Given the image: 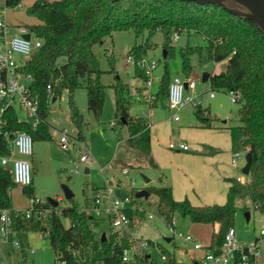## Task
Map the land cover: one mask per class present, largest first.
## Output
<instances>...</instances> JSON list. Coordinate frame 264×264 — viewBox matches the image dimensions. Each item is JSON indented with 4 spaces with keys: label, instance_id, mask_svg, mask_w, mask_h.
<instances>
[{
    "label": "trees",
    "instance_id": "16d2710c",
    "mask_svg": "<svg viewBox=\"0 0 264 264\" xmlns=\"http://www.w3.org/2000/svg\"><path fill=\"white\" fill-rule=\"evenodd\" d=\"M20 1L4 0V3L13 7ZM225 3L242 8L231 0H225ZM30 12L42 22L30 26L34 35L41 38L42 44L26 61L23 70L32 75L30 90L39 101L40 117L46 119L48 115L46 101L49 95L55 99L66 89L69 118L78 129L76 137L83 139L80 129L83 117L73 100V91L85 88L87 110L97 118L104 103L105 87L111 86L114 91V115L127 128L126 146L143 155L147 165L155 169L158 165L151 155L149 124L141 116L129 115L127 83L119 77L110 85L102 82L104 71L92 46L102 43L119 30H132L135 38L147 32V38L143 42H135L128 51L134 59V75L147 81L148 77L137 61L146 53L149 35L155 29L159 28L164 35L162 46L167 51L165 58L173 53L169 35L172 37L174 32L183 30L200 34L206 41L208 59L214 63L225 60L222 71L206 72L209 88L232 89L240 94L237 110L240 124L228 127V131L231 152L250 153L248 179L240 183L235 177L227 178L229 185L222 204L195 205L186 197L176 200L168 185L148 186L146 189L149 195L156 196L155 209L167 224L173 222L174 213L188 216L194 223L218 224L206 246L213 253L221 252L225 234L233 227L237 199H249L252 207L264 213V33L253 21L229 13L215 4L180 0H36ZM199 48L189 45L179 48L181 67L186 77L191 69L189 56ZM109 63V71L114 70L112 62ZM170 80L165 67L150 106L166 101ZM48 84L50 92L46 91ZM193 112L202 126L210 127L211 117L207 109L198 104ZM12 126L28 131L33 141L52 138L47 122L32 127L29 123L14 121ZM13 185L9 172L0 169V205L11 208L9 190ZM22 192L33 197L31 185L22 187ZM67 200L69 204L62 208L53 207L46 200L31 205L33 209H47L40 217H26L23 211L12 214L13 229L21 246L27 233L41 232L49 240L55 256L54 264L57 261L64 264H126L122 261V252L129 247L132 239L115 230H110L104 239L102 235L96 236L94 227L99 226L104 218H96L88 211L89 199H84L82 207L73 196ZM125 211L132 218L133 225L135 220L144 218V211L139 207ZM63 219L68 220L67 226ZM106 219L110 221L108 216ZM148 243L154 245L151 240ZM162 255L171 264H177L172 257ZM146 259L141 258L140 263Z\"/></svg>",
    "mask_w": 264,
    "mask_h": 264
},
{
    "label": "rangeland",
    "instance_id": "374dc122",
    "mask_svg": "<svg viewBox=\"0 0 264 264\" xmlns=\"http://www.w3.org/2000/svg\"><path fill=\"white\" fill-rule=\"evenodd\" d=\"M36 0H21L16 6H6L4 0H0V9H4V17L8 24L13 26H32L42 23L30 12V7ZM178 37L174 40L169 35L168 41L173 45V53L165 58L167 51L162 46L163 33L159 28L149 35V46L141 57L153 58L157 61L156 67L151 73L150 92L155 93L160 85V77L165 67L170 77L178 75L183 79H192L195 82L194 92H188L197 96L201 108L209 111L210 128L201 125L194 115V106L191 104L182 108L177 120L172 118V112L165 106L166 102H157L153 107L143 99H136L137 88L147 93L146 80L135 76L133 64L126 62L129 49L135 42H143L147 38V32L135 38L132 30H119L106 37L102 43L92 46L93 52L98 56L99 66L104 71L101 80L104 84L113 83L118 76L128 84V113L131 116H141L151 123L152 149L151 155L158 164V168L147 165L145 157L135 153L125 144L128 136L127 128L118 122L114 115V91L111 86L105 87L104 103L100 115L96 118L87 110L86 90L84 87L73 91V100L78 111L83 117L81 133L83 139L76 137L77 127L69 118L68 92L63 89L61 93L49 102V112L46 122L49 128L65 130L69 135L76 137L82 144L81 149L89 152V158L84 163L88 173L71 174L69 164L63 160L64 152L58 145V138L48 140H35L33 153L29 157L31 166V187L33 196L45 201L47 197L58 200L57 208L69 204L64 198L62 186H68L73 192V198L80 207L84 205V199H89L88 211L96 218H104L99 226L94 229L96 236H107L110 230H114L110 221L103 212L96 213L93 209L95 202L93 197L99 193L105 185H111L112 195L116 197L129 196L133 204L144 211V218L134 221L133 229L136 237L151 240L154 245L144 249L147 257L140 264H171L162 254L172 257L177 264H196L201 251L193 248V241L184 239V235H190L193 240L207 246L210 242L212 226L204 223H194L188 216L179 213L173 215V232L163 216L155 209L156 196L147 198H135V193L148 186H162L166 183L174 188L178 198L187 196L195 205L212 202L224 203L227 192V181L220 175L213 176L215 169L213 162H218L224 167L228 175H239L240 166L232 167L229 158L222 154L229 141L226 127L240 124L238 120V102H231L227 90H212L213 96L209 97V82L203 81L204 73L217 72L223 69V63L210 61L206 54V41L194 31H177ZM198 46L189 56L191 69L188 77L181 67L179 48L182 46ZM114 70L109 71L110 63ZM187 93V91H185ZM152 112L151 114L149 112ZM24 118V114L19 112ZM225 120V122H222ZM186 143L189 150L183 151L169 148L168 143ZM77 146V145H76ZM80 147V146H78ZM217 154V155H215ZM242 162V161H241ZM241 162L239 164H241ZM215 175V173H214ZM144 177L149 181L145 182ZM21 185L14 184L9 190L11 208L15 211H24L31 206V199L22 192ZM95 187H98L95 189ZM101 187V188H99ZM107 195L100 201V208L109 205ZM233 228L235 239L240 244H248L256 238L262 250L259 264H264V236L259 230L264 223V213L250 206L247 199H237L235 202ZM249 213L246 219L245 212ZM151 214L152 218H148ZM68 225V220L63 219ZM180 232L182 236H178ZM141 238V239H142ZM167 238H171L167 241ZM22 250L19 248L2 247L1 250L9 264H54L55 256L49 245L46 235L41 232H29L23 238ZM34 249L30 253V248ZM142 256V257H143ZM229 264H233L232 262Z\"/></svg>",
    "mask_w": 264,
    "mask_h": 264
},
{
    "label": "built area",
    "instance_id": "2783aa9c",
    "mask_svg": "<svg viewBox=\"0 0 264 264\" xmlns=\"http://www.w3.org/2000/svg\"><path fill=\"white\" fill-rule=\"evenodd\" d=\"M28 34V38L25 35ZM178 37V32H174L172 39ZM42 44L40 37L34 35L29 26L18 25L13 26L8 24L4 17V9H0V169L9 172L10 179L13 184L23 187L30 186L32 183L31 166L29 157L33 153V138L26 130L16 129L12 126L15 122H26L36 127L39 123H45L46 119L39 115V101L36 95L31 93L30 86L32 75L26 73L23 67L26 61L30 58ZM127 63L134 64V59L131 55L126 57ZM140 69L144 71L148 79L146 87L148 92L136 96V99H143L148 103L154 98V94L150 92L151 73L157 65V61L153 58L141 57L137 61ZM195 82L192 79H183L175 75L171 77L168 94L166 99L167 108L172 112V118H179V111L186 105L191 104L196 106L199 103L196 95L186 93L185 91L194 92ZM46 91L50 92V85L46 86ZM231 102H238L240 94L234 90H227ZM209 96H213V91L210 89ZM46 101L49 107L50 100ZM22 112L24 118L19 114ZM52 137L58 138V145L63 150V160L69 164V172L71 174H80L84 172V163L89 158V152L81 149L82 144L76 137L69 135L65 130L56 128L50 129ZM77 145V146H76ZM80 146V147H78ZM169 148L177 150H188L186 143L169 142ZM242 161L241 169L245 163V152H231L230 163L233 167H238ZM241 173L235 177L240 183H245L248 175ZM113 187L105 185L102 190L93 197L95 202L94 211L96 213L103 212L110 219L112 228L120 235H127L132 239L129 247L122 252V261L126 264H140V259L145 257L144 249L149 246L148 239L136 237L132 231V218L125 210H134L136 205L133 204L129 196L116 197L112 195ZM109 197L110 203L105 208H100V201L103 196ZM31 205L40 204L41 201L37 197H31ZM60 198H57V201ZM247 202L250 206L252 203L249 199ZM32 207V206H31ZM27 208L24 210L26 217L31 215L40 217L42 213L47 211L46 208ZM19 211H15L10 207L0 205V264H9L6 256L1 248L4 246L7 249L19 248L22 250L21 242L13 229V216ZM152 218V215H148ZM172 223L169 224V229L173 232ZM259 234L264 236V223L259 230ZM46 235V234H44ZM178 236H182L180 232ZM142 238V239H141ZM184 239L193 241V248L201 251L199 260L196 264H259L262 256V250L256 238L248 244H240L235 239V231L230 227L224 237L222 250L219 253H213L201 242L193 240L190 235H184ZM30 253L34 252L31 247ZM143 256V257H142ZM162 258H165L162 255ZM17 264H24L17 262ZM55 264H64L63 261H57Z\"/></svg>",
    "mask_w": 264,
    "mask_h": 264
},
{
    "label": "water",
    "instance_id": "95a60500",
    "mask_svg": "<svg viewBox=\"0 0 264 264\" xmlns=\"http://www.w3.org/2000/svg\"><path fill=\"white\" fill-rule=\"evenodd\" d=\"M180 1H193L198 4H204V3H209V4H215L218 6H221L223 9H225L227 12L238 15L240 17H244L246 19H249L253 21L264 33V0H231L241 6L242 8H235V7H230L225 3V0H180ZM25 38H28V34L25 35ZM207 73H204L202 76V80L206 81L207 80ZM250 161H251V156L249 152L245 153V163L241 169L242 173L245 175L249 174V168H250ZM84 172L87 173L88 169L85 168ZM144 181L148 182L149 179L144 177ZM62 191L64 194L65 199H69L70 197L73 196L72 190L66 186H62ZM136 198H147L149 196V192L146 188H142L138 190L135 195ZM46 201H48L53 207H57L58 201L52 197H47ZM246 219L249 217V213L246 211L245 212ZM102 238H105V235H102ZM167 241L170 240V238L166 239Z\"/></svg>",
    "mask_w": 264,
    "mask_h": 264
},
{
    "label": "crops",
    "instance_id": "0c3cea01",
    "mask_svg": "<svg viewBox=\"0 0 264 264\" xmlns=\"http://www.w3.org/2000/svg\"><path fill=\"white\" fill-rule=\"evenodd\" d=\"M127 57V56H126ZM215 63H223V69H224V65H225V60H223V61H220V62H215ZM223 69H221V70H218L217 72H220V71H222ZM217 72H212V73H217ZM175 76V75H174ZM118 77V76H117ZM171 77H173V76H171ZM188 79V78H187ZM206 81H208V80H206ZM110 85V84H109ZM151 86V85H150ZM137 90H138V92H137V94H135V96L134 97H136V96H138V95H142V94H144V92H142V89L141 88H137ZM189 91H187V93H188ZM152 93V92H151ZM152 94H155V93H152ZM208 95H209V93H208ZM214 95V94H213ZM210 97V96H209ZM166 102V101H165ZM148 105L150 106V102L148 103ZM155 106V105H154ZM165 106L167 107V105L165 104ZM150 107H153V106H150ZM169 110V109H168ZM170 111V110H169ZM150 114L152 113L151 111L149 112ZM144 118V117H143ZM145 119V118H144ZM146 121V120H145ZM148 124H149V128H150V148L152 149V133H151V123L147 120L146 121ZM222 122H225V120H223ZM210 128V127H209ZM226 130H227V132H228V137H229V131H228V127H226ZM181 150V149H180ZM189 150V149H188ZM178 151V150H177ZM183 151H186V150H183ZM135 153H137L136 151H134ZM138 154V153H137ZM217 154H222L223 156H225L224 157V159H226V157H228L229 158V164H230V166H232L231 165V163H230V157H231V147H230V138H229V141H228V144H227V148H225V149H223V152H221V153H217ZM217 154H215V155H217ZM139 156H141L140 154H139ZM143 156V155H142ZM144 157V156H143ZM215 161H216V158H215ZM213 162V164H214V167H215V169L213 170V176H217V178L218 177H220V175L226 180L227 178H232L233 176H231V175H228L227 173H225V171L223 170V166H222V164H220V163H218V162ZM241 164H242V162H241ZM241 164H239V165H241ZM158 165V164H157ZM85 167L86 166H84V169H85ZM233 167V166H232ZM241 167V166H240ZM88 169V168H87ZM240 171H241V168H240ZM85 173V172H84ZM88 173V172H87ZM214 173H215V175H214ZM227 181V180H226ZM165 185H168L167 183L165 184ZM228 185H229V183L227 182V187H228ZM168 186H170L171 187V190H172V196H173V198L174 199H176V200H180V199H183V198H187V196H183V198H178V196L177 195H175V192H174V188L171 186V185H168ZM150 196V195H149ZM148 196V197H149ZM226 196V195H225ZM59 198L61 199V196H59ZM213 203H217V202H212V203H207V204H213ZM195 204V203H194ZM217 204H222V203H217ZM151 215V214H150ZM149 218V217H148ZM151 219V218H150ZM172 225H173V222H172ZM211 226H212V231H215V230H217V228H218V224H210ZM211 231V232H212ZM211 235V234H210ZM171 239V238H170ZM170 241V240H169Z\"/></svg>",
    "mask_w": 264,
    "mask_h": 264
}]
</instances>
